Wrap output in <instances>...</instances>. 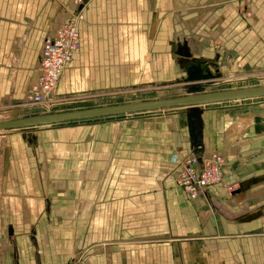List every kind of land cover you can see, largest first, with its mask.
<instances>
[{
	"label": "crops",
	"instance_id": "1",
	"mask_svg": "<svg viewBox=\"0 0 264 264\" xmlns=\"http://www.w3.org/2000/svg\"><path fill=\"white\" fill-rule=\"evenodd\" d=\"M44 2L0 0V61L25 21L23 39L40 40L22 92L59 26L60 0ZM80 38L56 94L187 85V67L213 81L262 68L264 0H91ZM202 122L203 158L222 153L227 170L196 200L171 175L175 157L195 152L183 109L9 135L0 198L18 230L12 264H264V99L204 106ZM54 148L62 157L45 169Z\"/></svg>",
	"mask_w": 264,
	"mask_h": 264
},
{
	"label": "rangeland",
	"instance_id": "2",
	"mask_svg": "<svg viewBox=\"0 0 264 264\" xmlns=\"http://www.w3.org/2000/svg\"><path fill=\"white\" fill-rule=\"evenodd\" d=\"M52 2L53 0H45L46 2ZM88 1V2H87ZM91 0H82V8L83 3L84 11L85 8L88 6ZM42 3V2H41ZM87 3V4H86ZM75 4V0H68L63 1L60 0L58 3V23H62L65 19L69 18L70 11L73 10ZM61 10V11H60ZM51 13V12H50ZM57 13V14H58ZM28 21H25V27L19 33V37L15 39L8 40L7 42L10 45L8 51H4V58H1L0 64L3 65L2 74H4V79L6 82L11 85V89L13 92L3 90V86L0 84V95L2 97L6 96V100L4 102L0 101V121H13L14 119H23L28 118L31 116H39L43 114H53L57 112H72V110H86L87 108H101L104 106H115L119 104H130V103H138L144 101H153L159 99H173L174 97H183L188 96V94L192 93V89L194 88V84L184 85L183 83H175V84H168V85H158V87H154L150 84H142L137 83L135 85H129V87L124 88H116L115 90L111 91H100V92H89L86 95H79L76 96L75 94H58L56 96L62 97L61 103H57L54 105H50L43 109H34V108H25L28 106L25 104V101L28 99V90L21 91V86L25 85L27 80H29V67H32L37 61L38 57V49L40 45V40L30 39L29 42H26V37L24 33H26L28 28L31 25ZM58 27V25H57ZM56 29V28H55ZM24 35V36H23ZM49 34H46L45 38ZM197 49V48H196ZM198 50V49H197ZM39 63V62H38ZM38 65V64H37ZM36 65V66H37ZM262 68L260 69H249L246 66L241 65L235 66L232 70L231 74H221L217 75V79L213 81H202L200 85V92H217L223 90H232V89H242L246 87H258L264 85V64H262ZM36 77V78H35ZM34 77V81L38 77V71H36V75ZM33 81V82H34ZM32 82V83H33ZM179 84V85H177ZM15 88L16 96H14ZM23 93L22 97L21 94L19 95L18 92ZM26 91V92H25ZM5 95V96H4ZM84 96V97H83ZM18 97V98H17ZM77 97V98H76ZM83 97V98H81ZM264 99V98H261ZM261 99H254V100H246V101H232L227 102L229 104L232 103H251L256 102ZM217 105V104H214ZM211 106V105H207ZM206 106V107H207ZM7 109V110H6ZM9 109V110H8ZM159 112H149L145 114H130V116H116L114 118H101L96 120H87V121H80V122H72L68 124H59L58 126H67L72 128L74 125L78 124H87V123H97L101 122V120H116L119 117L123 118H130V117H148L151 115H159ZM56 126V127H58ZM18 133L16 131H1L0 132V184L1 182L5 184L6 181L11 180L10 168H12V164L14 161V157L12 156V149L15 146L14 143L11 142L12 138L9 135ZM56 149V150H54ZM52 158L49 161H44L42 163V167L45 169L53 168L54 161L59 160L62 156L60 153V148H54ZM223 156L222 153L213 154L210 158H205V160H210L213 156ZM223 163L222 165H225ZM227 168V165L225 169ZM2 191H5L3 188ZM0 190V192H1ZM183 190V189H182ZM184 191V190H183ZM184 193L190 199V196L184 191ZM1 195V193H0ZM1 197V196H0ZM3 199L0 198V264H12L13 258L12 254L16 251V224L14 225L13 213L8 208V203L2 201ZM191 200V199H190ZM195 200V199H193ZM24 211L22 210V217L25 215ZM18 217V216H17ZM14 229V230H13ZM73 262V261H72ZM74 264V262H73ZM77 264V261H76Z\"/></svg>",
	"mask_w": 264,
	"mask_h": 264
},
{
	"label": "built area",
	"instance_id": "3",
	"mask_svg": "<svg viewBox=\"0 0 264 264\" xmlns=\"http://www.w3.org/2000/svg\"><path fill=\"white\" fill-rule=\"evenodd\" d=\"M81 5L82 0H75L69 18L59 23L54 33L45 38L36 68L38 77L29 87L28 99L25 101L28 106L25 108L43 109L64 100L56 96V91L65 67L80 49V26L84 20V9ZM223 163H226L224 156L220 155L213 156L210 160L195 154L184 158L175 157L172 161L175 168L171 175L190 199H204L210 187L219 186L223 182L227 170Z\"/></svg>",
	"mask_w": 264,
	"mask_h": 264
},
{
	"label": "water",
	"instance_id": "4",
	"mask_svg": "<svg viewBox=\"0 0 264 264\" xmlns=\"http://www.w3.org/2000/svg\"><path fill=\"white\" fill-rule=\"evenodd\" d=\"M187 79L185 84L197 83L214 79L210 73L200 76L198 73L190 72L187 67ZM202 83V82H198ZM264 98V85L258 87H246L242 89L223 90L217 92H200L198 87L192 89L188 96L174 97L173 99H159L130 104H119L115 106H104L101 108H87L86 110H72V112H57L31 116L13 121L0 122L1 131L29 130L47 126H58L87 120L101 118H114L116 116H130V114H145L159 112L160 110L183 109L188 122L189 137L194 148V154L203 158V128L202 115L204 106L232 101H246Z\"/></svg>",
	"mask_w": 264,
	"mask_h": 264
},
{
	"label": "bare ground",
	"instance_id": "5",
	"mask_svg": "<svg viewBox=\"0 0 264 264\" xmlns=\"http://www.w3.org/2000/svg\"><path fill=\"white\" fill-rule=\"evenodd\" d=\"M84 5H85V2L83 3V8H84ZM264 76V74L262 75V77ZM193 87H198L199 89H200V85H198V84H195ZM257 100V99H256ZM7 110V109H6ZM9 110V109H8ZM1 111H3V110H1ZM1 122H4V121H1ZM47 127H51V126H47ZM34 129H37V128H34ZM235 130H236V128H235Z\"/></svg>",
	"mask_w": 264,
	"mask_h": 264
}]
</instances>
